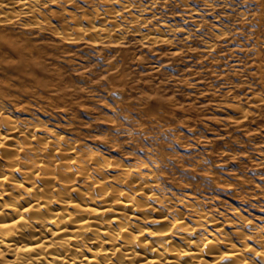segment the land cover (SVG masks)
<instances>
[{
  "label": "clouds",
  "instance_id": "1",
  "mask_svg": "<svg viewBox=\"0 0 264 264\" xmlns=\"http://www.w3.org/2000/svg\"><path fill=\"white\" fill-rule=\"evenodd\" d=\"M4 3H11L13 12L19 10L14 0H4ZM189 3H193L195 9L200 11L201 20L211 12L215 19L222 20L228 17L233 22V28L240 23L246 26V32L256 41L251 51L259 62L261 77L259 81L254 82L257 87L253 88L252 84H249L248 90L253 94L258 92V103L264 106V0H148V3L144 0H27L25 8L31 13L28 19L22 16L18 23L14 22L15 26L9 23L10 20L14 21L12 16H7L0 21V69L8 70L14 73L16 78L27 82L26 89H21L11 82H0V128L7 127L26 134L23 148L25 155L28 156L26 162L35 164L36 160L31 159V156L49 150L47 137L36 136L35 129L39 127L47 131L45 121L51 115L66 111L69 114L66 125L68 132L64 135L69 138L61 140L58 134H53L52 146L63 144L65 148L75 153V157L57 159L53 156L50 165L54 169L71 171V166L75 164L84 177L93 173L100 176L98 183L93 177V187L89 189V194L95 187L105 184L103 176L109 168L123 169L122 176L129 175V170H132V175H143L144 170L152 165L158 170L152 173L153 177L157 181L163 178L168 169L165 166L163 170H160L161 166L166 161L171 162L176 159L173 155V139L175 147H179L181 143L180 137L172 132L173 128L179 127L175 109L179 107L180 101L176 97L184 95L179 87L172 85L180 82H173L167 78L161 79L147 73L140 75L133 69V65L139 68L149 62L147 56L136 55V52H142V49L136 47L133 51V46L128 43L113 44L109 37L119 39L133 34L129 21L136 22L137 28L147 27V24L139 23L140 17L145 12L151 13L157 24H159L156 15L158 11L164 19L168 18L167 13L163 12L165 8L173 17L180 12H183L185 16H191L194 9L188 7ZM53 5L57 6L54 15L51 11ZM69 6L72 8L71 13L67 11ZM118 8L119 11H117ZM85 16L88 17L90 24H95L97 20L100 22L101 28L96 30L95 34L89 30L91 39L103 41L101 47L90 53L91 56L99 55L100 59L98 63L90 64L88 67L79 66L76 71H73L71 66L60 64V68L64 69L60 72L54 68L58 61L53 54L60 55L61 60L65 59L61 55L65 49L60 46L70 35L78 38L83 34V31H75L74 23L81 22ZM101 17L103 19H100ZM37 20H40V27L50 34L52 46L41 44L39 40L34 39V33H31V42L21 39L19 35L21 31L28 33L21 26L35 23ZM53 20H56V23H53ZM109 20H115L123 27L116 30V23L109 25L107 23ZM214 27V24L209 25L208 30L211 31ZM105 28L107 32L103 31ZM178 31H180L178 27L174 28L173 34ZM192 36L195 39L194 33ZM150 43L151 41H141L145 48L149 47ZM184 43L186 44L187 41L185 40ZM112 47H118L120 51L113 53ZM160 77H163V73ZM101 90L107 94L108 99L102 96L97 98V93ZM114 92L120 94L119 102L111 101ZM149 96L153 100L160 96L166 99L171 96V101L149 105ZM85 101H94V104L89 108ZM81 107H85L88 113L84 119H81L85 115L79 111ZM16 108H21L28 114L24 122H21L19 114L15 111ZM105 109L110 110L111 115H106ZM140 113L145 115L141 117ZM42 114L43 118H41ZM125 116L130 119H125ZM102 124H106L107 127H101ZM156 130L160 133H168L173 138L164 140L163 143L154 142L157 136ZM69 133L72 135L69 136ZM30 139L35 140L34 147L30 145ZM57 152L63 155V149L58 148ZM111 157H118V159H111ZM131 157L135 158V162ZM4 160V156H0V161ZM18 162L21 161L13 160V163ZM3 166L0 165V169ZM8 166L11 167V165ZM62 174V171L57 172V175ZM154 186L159 187V184ZM40 191L51 199L49 193L53 191L52 189H40ZM133 199L135 200V197ZM153 200L161 203L160 211L168 207V202L161 201L155 194H153ZM137 206L144 211L154 210L147 204ZM127 219L128 216L125 213L124 221ZM124 221L120 231L122 235H127L129 246H143L147 251H156L157 247L163 249L169 245L170 242L163 239L156 247L151 246L148 241L141 242L140 237L144 236L147 230L139 225L124 226ZM147 222L146 219L145 223ZM169 223L174 227L172 236L182 230L179 220ZM130 228L133 231H129ZM183 230L189 231V229ZM260 231L264 232V228ZM148 234L160 235L161 238L163 236V233L149 232ZM6 236L7 233H0V252L8 250L5 247ZM260 239L264 240V236ZM188 243L196 242L188 241ZM20 251L22 255L12 260V264H34L31 257L23 255L26 251L24 246H20ZM11 253L13 257H16V246L11 247ZM166 255L167 251L160 257L161 264H167L164 258ZM138 257L139 253L132 256H124L121 253L115 262L107 258L101 264H142ZM247 257L243 264H264V260L257 259V257H264V245H261L259 250L250 249Z\"/></svg>",
  "mask_w": 264,
  "mask_h": 264
},
{
  "label": "bare ground",
  "instance_id": "2",
  "mask_svg": "<svg viewBox=\"0 0 264 264\" xmlns=\"http://www.w3.org/2000/svg\"><path fill=\"white\" fill-rule=\"evenodd\" d=\"M14 3L19 9L15 12L11 11V3L0 0V21L12 16L14 21L9 23L13 26L22 16L25 19L31 16L25 8L27 0H14ZM55 10H51L53 15ZM83 22L85 26L81 22L74 23L75 31H83V34L78 38L70 35L63 42L100 40L89 36V30L95 34L101 28L100 23L90 24L85 17ZM107 23L116 22L109 20ZM129 24L137 26L133 21ZM21 27L28 32H22L23 35L42 29L40 20ZM116 27L119 29L120 25ZM170 28L164 26L158 31H142L138 34L139 39L160 43L165 41V33ZM103 31L108 30L105 28ZM112 38L115 37H109L110 40ZM53 134H58L61 140L67 139L48 125L47 131L39 127L35 129L36 136L47 137L49 150L33 154L31 159L36 163L32 164L26 162L28 156L23 151L26 134L7 127L0 128V156L5 158L0 161V165H4L0 169V233H7L5 247L8 249L0 252V264H12V260L21 256V245L26 250L23 255L31 257L34 264H101L107 258L115 262L121 253L124 256L139 253L138 259L142 264H161L160 257L165 251L167 264H243L250 249L259 250L264 245V240L260 239L264 236V232L260 231L264 228L263 217L251 221L238 209L232 208L229 214H223L209 206L204 195L200 198L187 193L190 190L177 192L172 186L169 188L167 175L157 181L152 173L158 170L152 165L144 170L143 175H132V170H129V175L122 176L123 169L109 168L103 176L105 184L95 187L89 194L93 177L97 183L101 177L95 173L84 177L75 164L71 166V171L54 169L50 165L53 156L70 159L75 157V153L63 144L53 147ZM29 143L35 146L34 139H30ZM58 148L63 149L62 156L57 152ZM13 160L21 162L13 163ZM60 171L63 174L57 175ZM157 183L159 187L154 186ZM40 189H52L49 193L51 199ZM153 194L161 201H167L168 207L160 211L161 203L153 200ZM138 204L151 205L154 210L144 211ZM125 213L127 221H124ZM174 220L181 222L182 230L172 236L174 227L169 222ZM122 221L124 226L139 225L147 230L140 237L141 242L148 241L153 247L162 239L170 243L163 249L157 247L156 251H147L143 246H129L127 235H122L120 231ZM149 232L163 233V236L149 235ZM188 241L196 243L189 244ZM12 246H16V257L12 256ZM257 259L264 260V257Z\"/></svg>",
  "mask_w": 264,
  "mask_h": 264
},
{
  "label": "rangeland",
  "instance_id": "3",
  "mask_svg": "<svg viewBox=\"0 0 264 264\" xmlns=\"http://www.w3.org/2000/svg\"><path fill=\"white\" fill-rule=\"evenodd\" d=\"M147 1L144 0L145 3ZM188 7L194 9L191 16L180 12L173 17L165 8L163 12L167 13L168 18L164 19L158 11L156 15L159 24L151 13L145 12L140 20L147 27L137 28L130 24V30L133 32L136 29L138 32L135 30L129 36L112 38V43L131 44L133 51L136 47L142 49L136 55L147 56L149 62L139 68L133 65V69L140 75L147 73L180 82L172 85L179 87L184 93L183 96L176 97L180 101L179 107L175 109L179 127L173 128L172 132L180 137L181 143L179 147H175L173 139V155L176 159L166 161L161 166V169L165 166L168 169L165 172L167 186H172L177 192L190 190L187 193L200 198L204 195L207 204L223 214H229L232 208L238 209L251 221L264 218V106L258 103L259 93L253 94L248 90L249 84L256 88L257 84L254 82L261 79L259 62L251 51L256 41L246 32L243 23L233 28V22L228 17L215 19L211 12L201 20V13L195 9L194 4L189 3ZM56 8L53 6L51 10ZM67 11H72L71 6ZM83 19L84 17L81 23L84 25ZM97 23L100 22L97 20ZM117 24L120 27H116V30H120L123 25L116 22ZM212 24L215 27L209 31L208 26ZM164 26L170 28L165 33V41L143 47V40L140 41L138 34L149 29L160 30ZM177 27L180 31L173 34V29ZM22 29L25 31L23 27ZM21 33L22 31L19 33L21 39L31 42V35ZM33 33L34 39L41 44L52 46L49 33L42 29L34 30ZM192 33L195 34V39ZM41 37L45 39L41 40ZM94 42L88 39L63 42L60 47L65 49L61 53L65 59L61 60L60 55L53 54L58 61L54 68L63 72L60 64H65L76 71L79 66L88 67L98 63L99 55L91 56L90 53L101 47L103 41ZM111 51L115 53L120 49L112 47ZM154 69L157 71L154 72ZM161 73L163 77H160ZM0 82H11L21 89L27 87L26 81L16 78L8 70L0 69ZM101 96L108 99L103 90L97 93V98ZM120 98V94L114 92L111 101L119 102ZM170 101L171 96L167 99L160 96L155 100L148 97L149 105ZM84 103L90 108L94 101ZM15 111L24 122L28 114L21 108H16ZM79 111L85 114L81 119L88 115L85 107H81ZM104 111L106 115H111L110 110ZM140 115L143 117L145 113ZM68 119L69 114L65 111L51 115L45 123L68 138L64 135L68 132ZM125 119L130 117L125 116ZM101 127L107 125L102 124ZM156 131L154 142L163 143L164 140L173 138L168 133ZM131 158L135 160L134 157Z\"/></svg>",
  "mask_w": 264,
  "mask_h": 264
}]
</instances>
